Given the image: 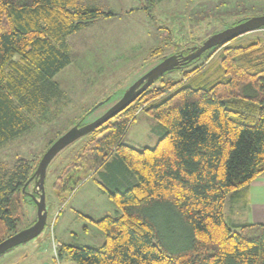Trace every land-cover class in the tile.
I'll return each instance as SVG.
<instances>
[{
    "label": "trees",
    "instance_id": "16d2710c",
    "mask_svg": "<svg viewBox=\"0 0 264 264\" xmlns=\"http://www.w3.org/2000/svg\"><path fill=\"white\" fill-rule=\"evenodd\" d=\"M115 15L84 0H0V147L69 115V107L61 113L67 98L55 80L71 62L68 38ZM218 49L219 61L197 65ZM166 73L72 142L83 143L81 151L54 185L64 195L91 175L118 210L94 221L104 234L100 246L60 250L76 264H264V224L231 225L223 212L228 197L243 200L264 175V39L214 46ZM140 114L153 121L152 146L125 141ZM36 166L24 157L0 163V242L17 232L20 196L32 201L26 193L34 179L25 183Z\"/></svg>",
    "mask_w": 264,
    "mask_h": 264
},
{
    "label": "rangeland",
    "instance_id": "374dc122",
    "mask_svg": "<svg viewBox=\"0 0 264 264\" xmlns=\"http://www.w3.org/2000/svg\"><path fill=\"white\" fill-rule=\"evenodd\" d=\"M86 2L116 15L114 18L98 19L96 23L68 38L71 62L55 75V80L67 98L64 99L61 113L69 115L42 124L0 147V163L10 165L17 157L34 159L38 163L52 138L63 130L70 129L87 110L90 112L85 115L83 125L101 116L122 97L128 87L163 57L177 54L181 49L191 47V44L195 45L209 33L222 31L224 23L264 15V0ZM253 38L264 39V29L243 34L231 42ZM214 59L219 61V49L207 59L199 60L197 65L201 64L200 68L206 67ZM167 75L168 73L164 76ZM99 103L101 104L97 106ZM64 107H69L68 113ZM144 119L145 115L140 114L125 136V141L137 148L154 145V124L147 123ZM77 142L59 151L47 167V220L44 229L35 238L0 255V264H76L67 252L60 250L61 245L98 247L103 243L100 241L101 236L103 237L101 230L90 226V222L85 219L81 221L75 210L94 215L104 212L114 215L116 204L108 202L103 195L98 197L91 193L95 189L91 180L79 185L74 192L68 191L64 195L60 185H54L56 177L64 175L65 166L80 153L83 143ZM64 176L67 178L66 174ZM32 188L33 185H29V192ZM226 203V208L231 206L233 209L229 212L233 214L231 217L226 212V222L231 225L249 222L246 217L251 215V206L244 209L242 202L231 201L229 198ZM61 208L63 210L59 213ZM17 217V232L30 226L36 220L34 202L20 196ZM82 226H88V231L84 232ZM58 249L59 255L56 253Z\"/></svg>",
    "mask_w": 264,
    "mask_h": 264
},
{
    "label": "water",
    "instance_id": "95a60500",
    "mask_svg": "<svg viewBox=\"0 0 264 264\" xmlns=\"http://www.w3.org/2000/svg\"><path fill=\"white\" fill-rule=\"evenodd\" d=\"M261 27H264V15L248 17L237 24L208 36L201 43L190 47L185 55L180 52L178 54H172L170 56L164 57L158 64L148 70L130 87H128L124 91L122 97L105 113L95 120L86 123L85 125H79V123H76L64 134L58 137L43 153L39 162L37 163L34 173L25 183L26 186L34 179L32 191L27 192L26 194L32 199L36 206V220L27 228L22 229L1 241L0 255L4 254L13 247L35 238L44 229L47 220L45 194L46 170L51 160L59 151L78 138L84 136L93 129H96L115 117L118 113L132 104L143 91L151 86L164 73L179 68L187 62L199 58L205 51L214 46L227 44L237 37L259 30ZM101 103H99L97 106H99Z\"/></svg>",
    "mask_w": 264,
    "mask_h": 264
},
{
    "label": "crops",
    "instance_id": "0c3cea01",
    "mask_svg": "<svg viewBox=\"0 0 264 264\" xmlns=\"http://www.w3.org/2000/svg\"><path fill=\"white\" fill-rule=\"evenodd\" d=\"M84 1H86V0H84ZM96 22H97V20L93 23H96ZM144 121L147 123L150 122L151 124L153 123V121L150 120L147 116H145ZM157 139H158L157 135L154 133V139H153L154 143L157 141ZM94 179H95V177H92L91 175H89V176L85 177V179L79 185L85 184V183H87L86 181L91 180L93 182L91 184H93L95 187V189H92L91 193L96 194L98 197L100 195H103V197H106L108 202H113L109 198L107 191L104 190L103 186L100 185L98 182H96ZM78 186H76L72 192H74L78 188ZM244 197H245V199H244ZM244 197H243V200H240V202H242V204L244 205L243 206L244 209H246L248 206H251V210H250L251 215H250V217H246L247 219H249V222L264 223V175L256 178L253 182L250 183V185L247 187V190L244 193ZM228 198H231V197H228ZM226 204L227 203H225L223 206V212H224L225 218H226V212L227 211H228V213L233 211L231 206L226 208ZM62 210H63V208H61L59 210V213L62 212ZM71 210L74 212L73 208H71ZM117 210L118 209L116 207L114 210V214L117 212ZM75 212L78 214V218L81 221L85 219L86 221L90 222V224H89L90 226H95L96 228H98V227L94 224L95 220H98L105 215H112V214H109L108 212L100 213L99 215H94L91 213L90 214L89 213H82L79 210H75ZM229 215H230V217L233 216V214H231V213H229ZM56 218H58V216H56ZM82 227H83L82 230L84 232H87L89 229L88 226H82ZM103 237H104V234H103ZM103 237L101 236V239H100L101 242H104Z\"/></svg>",
    "mask_w": 264,
    "mask_h": 264
},
{
    "label": "flooded vegetation",
    "instance_id": "af4514ba",
    "mask_svg": "<svg viewBox=\"0 0 264 264\" xmlns=\"http://www.w3.org/2000/svg\"><path fill=\"white\" fill-rule=\"evenodd\" d=\"M179 53H180V52H179ZM186 53H187V52H184V51L182 52L183 55H185ZM177 54H178V53H177Z\"/></svg>",
    "mask_w": 264,
    "mask_h": 264
}]
</instances>
